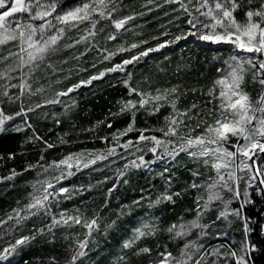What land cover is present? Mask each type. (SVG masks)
<instances>
[{"label": "trees", "instance_id": "obj_1", "mask_svg": "<svg viewBox=\"0 0 264 264\" xmlns=\"http://www.w3.org/2000/svg\"><path fill=\"white\" fill-rule=\"evenodd\" d=\"M53 1L65 10L86 2ZM218 3L234 22L264 28V0ZM201 4L98 0L29 66L18 39L0 45V255L14 248L7 264H158L178 261L193 240L188 264H264V150L250 157L252 186L240 173L209 201L218 178L209 165L184 155L133 165L162 155L151 136H199L222 112L218 79L237 53L200 39L192 16ZM247 68L242 86L255 103L262 84ZM75 154L101 158L51 179L37 204L39 183ZM144 218L147 229L125 245ZM196 218L204 229L175 234L174 225Z\"/></svg>", "mask_w": 264, "mask_h": 264}, {"label": "rangeland", "instance_id": "obj_2", "mask_svg": "<svg viewBox=\"0 0 264 264\" xmlns=\"http://www.w3.org/2000/svg\"><path fill=\"white\" fill-rule=\"evenodd\" d=\"M218 1L202 0L198 8L200 14H193L192 20L201 40L224 43L237 53L227 61L226 69L218 79L222 91V112L199 136H151L157 147L162 149V155L150 160L140 157L133 162V165L144 166L157 161H177L184 155L194 163L209 165L218 178L211 181L207 201L221 194L223 183L226 181L237 182L240 173L245 184L252 186L255 180L253 165L257 161H251L250 157L264 150V28L250 20L243 24L234 22L226 10H221ZM96 5L98 6V0H86L81 6L65 10L58 9L53 0H0V45L8 40L18 39L19 52L29 66L59 39L64 32L65 23L83 22L93 15L97 9ZM20 12H25L24 18ZM200 15L206 16V20H201ZM248 66L254 68L252 75L262 84V91L255 103L250 101L242 86ZM21 78L28 79L23 73ZM6 83L7 89L15 87L12 78ZM232 137L235 142L230 141ZM98 158L101 156L85 157L75 154L65 157L52 167V177H47L39 183L42 184V189L35 195L36 203L41 204L47 197V189L53 181L51 179L69 173L71 167L77 170L83 168ZM257 169L262 171L264 176V163H257ZM58 189L61 190L62 187ZM202 209V212L207 211V204H204ZM147 223L148 220L141 219L137 227L128 234L125 245L133 243L135 238L147 229ZM197 228H205L197 218L181 221L173 226L178 236L189 235ZM198 246L193 240L178 261L163 260L158 264H188ZM13 251L11 246L1 254L0 264H7ZM198 261L199 258L191 263L197 264Z\"/></svg>", "mask_w": 264, "mask_h": 264}, {"label": "water", "instance_id": "obj_3", "mask_svg": "<svg viewBox=\"0 0 264 264\" xmlns=\"http://www.w3.org/2000/svg\"><path fill=\"white\" fill-rule=\"evenodd\" d=\"M261 183H262V181H261Z\"/></svg>", "mask_w": 264, "mask_h": 264}]
</instances>
